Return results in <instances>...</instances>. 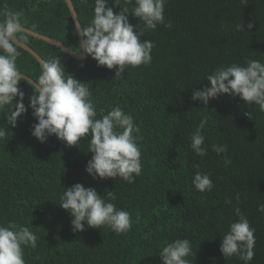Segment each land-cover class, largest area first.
Returning a JSON list of instances; mask_svg holds the SVG:
<instances>
[{
  "label": "trees",
  "instance_id": "1",
  "mask_svg": "<svg viewBox=\"0 0 264 264\" xmlns=\"http://www.w3.org/2000/svg\"><path fill=\"white\" fill-rule=\"evenodd\" d=\"M72 3L80 24L87 26L93 0ZM119 3L130 10L133 6L125 0ZM5 5L23 10L24 27L78 53L80 41L65 0H0V11ZM164 17L171 28L158 25L141 37L155 44L151 63L128 67L122 79H114L115 68L97 67L90 57L76 60L29 34L23 41L44 60L59 55L66 73L90 82L98 118L116 105L133 115L140 128L136 135L143 165L131 184L118 177L93 179L85 172L92 155L87 140L67 146L53 135L40 143L31 135L36 123L31 109L15 128L6 129L0 114V130H5L0 137V224L31 223L39 239L35 249H24L26 264H161L160 248L184 238L191 241L190 264H243L220 252L222 237L237 220L236 207L255 229L251 264H264V213L257 211L264 204V112L239 97L218 96L207 106L190 99L193 89L207 86L206 76L219 66L243 65L248 59L264 63V0H167ZM129 22L137 24L138 31L144 28L131 14ZM241 23L244 31H237ZM18 51L19 69L35 80L39 61L22 47ZM19 87L27 106L32 89L24 81ZM203 117L208 120L202 130L207 155L200 158L190 148V137ZM214 144L228 145L227 167L212 150ZM195 164L210 174L211 191L193 187ZM76 183L101 196L114 192L112 202L131 214L132 229L120 235L106 227L74 233L71 217L58 204L63 188Z\"/></svg>",
  "mask_w": 264,
  "mask_h": 264
},
{
  "label": "clouds",
  "instance_id": "2",
  "mask_svg": "<svg viewBox=\"0 0 264 264\" xmlns=\"http://www.w3.org/2000/svg\"><path fill=\"white\" fill-rule=\"evenodd\" d=\"M86 4L88 0H80ZM92 19L87 26L76 23L74 32L82 39L78 53L96 61L97 67L111 70L115 68L114 79H122L128 67L148 65L152 61L155 44L151 40L141 39L145 31H154L158 25L171 28L165 21L164 7L167 0H125L129 7H121L119 0H93ZM246 3V0H244ZM120 5V11L114 7ZM129 14L142 22L144 28L137 30V24L129 22ZM0 114L6 129L17 126L18 118L29 109L36 121L31 126V135L40 143L55 136L67 146H79L82 140L88 141L87 152L91 153L85 166V172L93 179H113L117 177L131 184L142 172L141 147L139 145L140 128L134 122L130 112L119 105L99 116L92 100L89 83L81 82L66 73L59 55L39 61V75L35 80H26L17 65L20 56L21 41L27 40L23 10H14L7 5L0 11ZM252 23L247 24L251 29ZM237 31H244V25L237 24ZM76 48V49H77ZM63 49L61 52L63 53ZM81 67L83 65H80ZM208 85L193 89L190 99L207 106L218 96L239 97L245 104L258 105L264 112V63L258 59H248L243 65L232 63L215 68L205 78ZM24 81L32 89L27 106L25 93L19 87ZM208 123L203 117L191 135L190 148L200 158L207 155L205 136L202 130ZM7 131V130H6ZM5 130H0V137ZM212 150L223 159L227 167L231 159L225 154L228 145H212ZM191 183L201 192L213 188L210 174L202 172L195 164ZM59 207L71 217L72 231L82 232L86 228L106 227L117 235L126 234L132 229L131 214L118 209L112 202L116 196L108 191L101 196L92 187L76 183L63 188ZM240 202L239 194L235 197ZM226 203H231L226 201ZM178 206V205H177ZM257 211L264 213V204ZM237 220L229 225L222 237L220 252L225 258L236 256L243 264H251L254 258L255 229L250 226L247 217L239 207L233 209ZM30 225H17L8 222L0 224V264H26L24 249L37 247L39 237ZM193 255L189 239H175L163 245L159 250L161 264H190L188 257Z\"/></svg>",
  "mask_w": 264,
  "mask_h": 264
},
{
  "label": "water",
  "instance_id": "3",
  "mask_svg": "<svg viewBox=\"0 0 264 264\" xmlns=\"http://www.w3.org/2000/svg\"><path fill=\"white\" fill-rule=\"evenodd\" d=\"M68 8H69V11H70V15L73 19V22H74V25L76 23H79V20H78V16H77V13H76V10L74 8V5L72 3V0H65ZM25 31L27 34L29 35H32L34 37H37L41 40H44L52 45H55L57 47H59L60 49H63L66 53H68L69 55H71L73 58H75L76 60H84L86 58V56L83 54V51L81 50L80 54H76L71 48H69L67 45H65L64 43H62L61 41H58L54 38H51L47 35H44V34H41V33H38L34 30H31V29H28L25 27ZM79 37V36H78ZM82 39V37H79V41ZM20 47H22L23 49H25L26 51H28L29 53H31L38 61H41V60H44L32 47H30L28 44H26L25 42L21 41V44H20ZM25 75V79L26 80H33L32 78H30L29 76H27L26 74Z\"/></svg>",
  "mask_w": 264,
  "mask_h": 264
}]
</instances>
